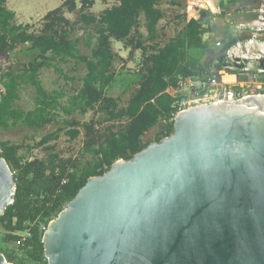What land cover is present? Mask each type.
Listing matches in <instances>:
<instances>
[{"label":"water","instance_id":"1","mask_svg":"<svg viewBox=\"0 0 264 264\" xmlns=\"http://www.w3.org/2000/svg\"><path fill=\"white\" fill-rule=\"evenodd\" d=\"M211 74L221 92V71ZM241 77L234 83L252 82ZM172 121L169 136L88 178L48 222L47 264H264V95L188 108ZM15 193L0 148V216ZM0 264L13 263L0 252Z\"/></svg>","mask_w":264,"mask_h":264},{"label":"trees","instance_id":"2","mask_svg":"<svg viewBox=\"0 0 264 264\" xmlns=\"http://www.w3.org/2000/svg\"><path fill=\"white\" fill-rule=\"evenodd\" d=\"M5 2L0 0V53L8 55L19 51L27 53L30 60L21 69L9 68L0 75V132L18 124L41 129L54 121L57 112L69 118L32 147L0 142L1 157L10 167L16 185L13 204L0 216V252L13 264H26L24 259L31 264H47L41 226L46 227L59 214L88 178L102 175L115 161L130 159L151 142L169 136L182 96H171L167 89L179 88L180 79L211 76L213 67L221 70L226 50L206 68L192 53L209 49L210 43L203 40V35L211 30L205 27V18L213 14L199 10L192 18H187L186 14L178 16L183 26L176 37L161 48L157 44L144 48V55L147 49L149 52L144 56L141 80L126 105L121 107L116 98L107 96L115 77L111 41L126 40L133 32L137 33L141 16L146 23L148 40L154 41L157 25L165 17L159 7L163 0H118L117 5L105 9L97 17L81 13L79 20L86 27L85 39H72L71 32L76 23H69L62 17L65 9L75 11L76 0H62L60 7L46 15L45 31L38 35L28 33V28L15 26L12 23L14 12L5 8ZM169 2L180 5L178 1ZM81 3L80 11L93 4L89 0ZM223 15L224 11L218 16ZM227 31L226 26L224 33ZM81 42L90 50L89 56L80 52ZM138 45L140 47L141 42ZM68 63L84 65L85 73L80 88L67 96L66 103L62 104L63 91L46 92L39 72L43 68H52L59 77L72 81L74 78L67 77L61 68ZM21 84H30L35 90L32 111L23 112L13 107ZM88 110L103 112L104 121L112 124L100 131L93 120L80 124L72 117L75 112L86 114ZM161 123L164 124L162 127ZM81 126L83 153L90 155V160L81 162L78 157L60 156L55 144L50 143L56 142L61 132L69 141L77 139ZM155 127L157 132L153 140L143 142L145 134ZM37 148L44 152L41 158H29L25 154V150ZM26 232L30 237L22 239L20 234ZM8 244H16L23 258L18 257L15 250H4L3 246Z\"/></svg>","mask_w":264,"mask_h":264},{"label":"rangeland","instance_id":"3","mask_svg":"<svg viewBox=\"0 0 264 264\" xmlns=\"http://www.w3.org/2000/svg\"><path fill=\"white\" fill-rule=\"evenodd\" d=\"M93 4L90 7H86L83 11H80L82 0H76V9L73 12H68L66 9L63 11L62 17L69 21V23H76L75 29L71 32V38L85 39V25L79 20L81 13L91 16H99L106 8L113 5H117V0H89ZM180 2L179 6H173L169 0H163L160 4V8L163 10L165 17L157 25V37L154 41L148 40V34L145 26V20L143 16L139 18V27L137 33H132L131 36L122 41L112 40L111 49L115 55L112 65V72L114 73V81L107 91V96L116 98L119 106L123 107L134 93L141 80V74L143 72V60L144 56L149 52L146 50L144 55L143 50L147 46L157 44L159 48L167 44L172 38L176 37L178 32L182 29L183 24L180 23V17L182 14H186V17L196 16L199 10L210 11L213 16L207 17L205 27L211 29L209 32L203 35V40L210 43L209 49L205 52H193L192 54L198 57L201 62L210 58V56L220 49L217 43H221L222 46L230 45L232 42L240 43L239 56L243 58L246 56L248 60H245L236 68H232L235 72L233 74L244 76L241 68L254 67L256 62L253 60L260 54V50L264 51V0H238L237 4L231 6L228 0H210L212 3V10L205 0H177ZM62 0H6L5 8L11 12H14V19L12 23L15 26H21L28 28V33L42 34L45 31V24L48 22L45 17L54 9L60 7ZM222 4V5H221ZM220 7L223 11V6H228L230 9H224V15L218 16L219 11L216 7ZM227 8V7H225ZM240 9V10H239ZM243 9V10H241ZM256 22V24H255ZM249 23L250 25H246ZM227 26L228 31L224 33V29ZM250 34V38H243L247 34ZM252 39V43L247 41ZM224 40L223 42H221ZM141 42L139 47L138 43ZM29 46V45H25ZM24 47V48H27ZM22 48V47H18ZM23 48V49H24ZM80 52L89 56L90 50L85 48L82 42L79 44ZM25 50V49H24ZM239 51V50H238ZM227 55H224L226 60ZM30 60V56L27 53L15 52L8 55L0 53V75L6 69H21L24 64ZM231 61V60H230ZM215 60L209 62L214 64ZM61 68L64 74L74 80L65 79L59 77L52 68H43L39 72V79L42 87L48 93L53 91H63L64 98L60 101L62 104L66 103V98L72 94L76 89L81 86V78L85 73L84 65H75L74 63H68L62 65ZM225 71V69H224ZM223 71H221V74ZM246 76V75H245ZM242 78V77H241ZM246 82V81H244ZM242 83V80H241ZM184 91V87H183ZM169 92L174 95L177 92L175 89H169ZM180 92V90H179ZM182 92V89H181ZM184 94L188 98L191 95L188 87H185ZM36 93L34 88L30 84H21L18 88V98L14 101L13 107L23 112L32 111L35 107ZM98 110V108H97ZM105 114L99 111L88 110L86 114H80L75 112L72 117L80 124H87L93 120L96 124L97 130H104L106 126L112 123L104 121ZM69 118L63 115L61 112H57V116L54 121L46 125L41 129H33L18 124L17 126L2 130L0 132V142H9L11 144H23L25 146L32 147L41 140L45 135L54 132L57 128L63 126L62 122ZM118 123H116L117 125ZM163 126V123H161ZM80 136L69 141L64 132L60 133L59 139L55 142L52 141L50 145L55 144L56 151L60 153L62 157H78L81 162L90 160V155L83 153L84 144V131L82 126L80 127ZM153 136L156 134L157 129L152 130ZM150 137H143V142H149ZM25 154L29 158L37 157L41 158L44 152L41 148L25 150ZM23 234V233H22ZM4 250L10 252L11 250L17 251L16 244H8L3 246ZM17 256L22 257V254L17 251ZM23 258V257H22ZM26 264H31L24 259Z\"/></svg>","mask_w":264,"mask_h":264},{"label":"built area","instance_id":"4","mask_svg":"<svg viewBox=\"0 0 264 264\" xmlns=\"http://www.w3.org/2000/svg\"><path fill=\"white\" fill-rule=\"evenodd\" d=\"M246 25H250V24L247 23ZM247 42L252 43L253 41L252 39H250ZM240 45H241L240 43H235L231 45L228 49H226L224 55H227V58L222 64V69L220 70L223 71L222 75L235 74L232 68H236V65H238L239 63L245 60H248L246 56L244 58L242 56H239V53L241 51L239 49ZM217 46L221 47V44L218 42ZM259 52L260 54H258L257 57L253 59L256 62V65L254 67L251 66L249 68H245L244 66L241 68V70H243L242 74H244V76L246 75L249 78H251L252 83L237 82L233 84H224L223 85L224 87L220 92L221 84L213 75L203 76L202 79L200 78L194 79L191 77L180 79L179 88L176 89L177 92H175L173 96L177 94H183L185 91V87L189 88L191 95H189L188 98L186 97V99H182L178 102L177 112H180L188 108L208 105L212 103L228 102V101L230 102V101L246 98L248 96L264 95V68L258 66L259 60H261L264 57V51L260 50ZM183 87H184V91H183ZM45 229L46 227L41 226L42 232H44ZM20 236L22 239H25L30 237V234L26 232L20 234Z\"/></svg>","mask_w":264,"mask_h":264},{"label":"crops","instance_id":"5","mask_svg":"<svg viewBox=\"0 0 264 264\" xmlns=\"http://www.w3.org/2000/svg\"><path fill=\"white\" fill-rule=\"evenodd\" d=\"M170 1V0H169ZM175 2H177V0H174ZM206 1V4H208L209 5V8L212 10V3L210 2V0H205ZM228 3H230V5L231 6H234L235 4H237V1H231V0H228ZM117 4H118V0H117ZM222 5V4H221ZM160 6V5H159ZM173 6H178V5H173ZM225 7H227V8H225ZM217 8V10L219 11V14L222 12L221 11V8L218 6V7H216ZM107 9V8H106ZM161 9V8H160ZM224 9H230V8H228V6H223V11H224ZM162 10V9H161ZM240 10V9H239ZM241 10H243V9H241ZM210 12V11H209ZM210 14H212L211 12H210ZM219 14H217V15H219ZM183 15V14H182ZM181 15V16H182ZM213 15H215V14H213ZM193 17V16H192ZM191 16H189V18H192ZM144 18V17H143ZM181 19V18H180ZM145 25H146V23H145ZM181 25H182V23H181ZM216 68H211V72H213L214 70H215ZM227 77H232V75L231 76H227ZM246 77H248V76H246ZM249 78V77H248ZM246 82H248V81H246ZM248 83H252V82H248ZM169 89H172V90H174L173 88H169ZM169 89H167V92L171 95V96H173V94H171L170 92H169ZM176 90V89H175ZM177 96H182V99H186V94H177V95H175V97H177ZM181 99V100H182ZM164 125V124H163ZM160 127H162L161 126V124H160ZM155 129H157V127H155V128H153V129H151L148 133H146L145 135L147 136V138H149L150 137V140L152 141L153 140V138H154V136H153V131L152 130H155Z\"/></svg>","mask_w":264,"mask_h":264},{"label":"bare ground","instance_id":"6","mask_svg":"<svg viewBox=\"0 0 264 264\" xmlns=\"http://www.w3.org/2000/svg\"><path fill=\"white\" fill-rule=\"evenodd\" d=\"M227 76H231V75L224 74L222 77L223 82L227 84H233L236 80L235 76L234 75H232V77H227Z\"/></svg>","mask_w":264,"mask_h":264},{"label":"flooded vegetation","instance_id":"7","mask_svg":"<svg viewBox=\"0 0 264 264\" xmlns=\"http://www.w3.org/2000/svg\"><path fill=\"white\" fill-rule=\"evenodd\" d=\"M262 59H264V57Z\"/></svg>","mask_w":264,"mask_h":264}]
</instances>
